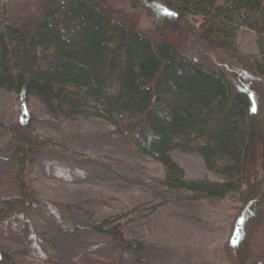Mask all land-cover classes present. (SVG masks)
<instances>
[{"label": "trees", "instance_id": "trees-1", "mask_svg": "<svg viewBox=\"0 0 264 264\" xmlns=\"http://www.w3.org/2000/svg\"><path fill=\"white\" fill-rule=\"evenodd\" d=\"M32 1L38 4L26 17L10 16L0 28V89L35 97L53 118L107 121L127 153L163 165L167 199L238 196L244 209L229 245L242 251L246 230L251 244L257 228L264 229V0H128L154 15L161 30L179 34L180 44L161 31L154 32L160 38L142 31L136 18L102 0ZM188 14L201 16L197 30ZM242 25L258 34L259 57L249 73L185 51L191 34L234 54ZM35 122L25 112L6 126L8 139L0 145V233L44 263L145 264L146 243L126 239L120 224L89 211L82 219L73 205L37 193L29 173L39 162L64 181L99 163L58 150ZM176 149L198 154L220 180L188 179L172 157ZM52 226L54 235L42 231ZM87 229L104 239L75 245ZM261 247L259 256L242 254V264H264V242ZM102 250L104 258L91 254ZM0 264H14L1 249Z\"/></svg>", "mask_w": 264, "mask_h": 264}, {"label": "rangeland", "instance_id": "rangeland-1", "mask_svg": "<svg viewBox=\"0 0 264 264\" xmlns=\"http://www.w3.org/2000/svg\"><path fill=\"white\" fill-rule=\"evenodd\" d=\"M102 1L106 7L124 12L128 18H136L142 31L149 34L161 31L166 35L164 39L172 38L180 44V35L170 29L161 30V22L144 8H134L128 0ZM35 4L38 3L32 0H0V28L10 16L14 19L26 17L23 14L31 12ZM187 16L197 30L203 21L201 16ZM233 44L236 51L227 54L191 34L184 37L185 51L192 57L205 59L218 67L230 65L249 73L250 62L259 57L257 32L242 25ZM25 112L35 117L36 132L58 150L81 160L99 163L94 167L86 166L88 173L80 179L64 181L58 176H51L39 162L31 167L29 173L37 193L45 199L73 205L82 219H86L89 211L95 219L108 220L112 225L120 224L126 239L146 243L145 264H242V254L259 256L263 252L262 226L257 228L253 238L250 237L251 244L247 242L249 230H246L240 244H243L242 251L229 245L244 209L238 196L198 198L181 203L173 197L167 199V190L163 186V165L151 156L127 153L116 128L94 115L74 120L53 118L35 97L0 89V145L8 139L6 126L19 121ZM171 154L185 170L188 179L220 180L198 154L182 149H176ZM49 230L54 235L53 226L42 231ZM102 239V236L87 229L79 238H74L73 243L83 246V242H99ZM0 249L9 255L14 264H68L44 263L26 254L19 241L7 239L1 233ZM91 254L104 258L107 252L102 250ZM122 264L138 263L125 260Z\"/></svg>", "mask_w": 264, "mask_h": 264}]
</instances>
